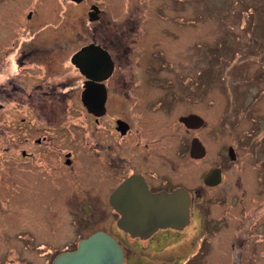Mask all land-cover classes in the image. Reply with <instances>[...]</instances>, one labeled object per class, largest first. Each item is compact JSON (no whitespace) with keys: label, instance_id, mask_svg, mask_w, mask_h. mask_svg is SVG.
Masks as SVG:
<instances>
[{"label":"flooded vegetation","instance_id":"af4514ba","mask_svg":"<svg viewBox=\"0 0 264 264\" xmlns=\"http://www.w3.org/2000/svg\"><path fill=\"white\" fill-rule=\"evenodd\" d=\"M123 2L113 15L107 0H0V264H30L23 248L55 264L97 232L116 240L121 264H128L129 252H160L166 260L165 250L186 245L203 202H217L205 197L224 182V155L217 165L198 167L210 155L206 136L215 133L214 100L207 98L210 113L199 103L212 87L197 77L184 80L175 72L178 63L167 60L166 37L176 33L165 28L159 2ZM252 55L261 63L250 79L238 81L247 83L241 97L229 92L219 119L226 128L234 126L233 115L251 119L252 128L237 137L244 149L264 126L256 112L264 97V49ZM252 163L261 176L264 159ZM216 169L221 183L207 184ZM181 190L189 195L185 226L154 216L130 221L127 232L121 228L123 215L149 214L151 199ZM7 221L15 230H7ZM54 222L57 233H45ZM243 244L235 264H244ZM11 247L16 255L8 258ZM201 248L177 258L179 264H192Z\"/></svg>","mask_w":264,"mask_h":264},{"label":"rangeland","instance_id":"374dc122","mask_svg":"<svg viewBox=\"0 0 264 264\" xmlns=\"http://www.w3.org/2000/svg\"><path fill=\"white\" fill-rule=\"evenodd\" d=\"M123 1L107 0L105 7L111 10V14L118 15L123 8ZM139 2L142 6H146L145 3L154 6L159 2L166 17L165 28L176 33L173 36L168 35L165 42V49L170 57L166 55L167 60L178 63L175 72L181 73L184 80L187 77L188 79L197 77V81L203 82L206 87L208 85L212 87V94L209 97L206 94L199 103L205 112L210 113L212 110L207 107V98L211 97L214 100L215 133L210 138L206 132L204 133L207 140L209 139L210 155L205 162H200L198 167L200 172L219 164V155L222 153L226 161L224 165L226 173L222 185L205 197L209 200L211 196H215L217 200L213 201L217 202H203L201 214L183 239V244L186 245L168 248L163 252L166 257H172V262H165L170 258L164 260L160 252L155 253L157 257L140 253L132 257L129 252L128 264H179L178 259L194 252L199 244H202L201 251L192 264H235L239 261L240 255V252H236L237 247L243 241L244 264H264V168L260 172L262 175L259 176L252 163L264 159L263 122L259 125L261 130L257 132L258 136L248 144V147L251 146L250 149H244L239 145L237 137H241L244 131L252 128L251 119L240 120L242 116L236 118L237 116L233 115L230 119H234L235 124L231 128L224 127L219 120L229 92L234 91L235 95L241 97V91L247 83L245 80L238 81L245 77L250 79L262 61L259 60L260 57L252 54L260 48L264 49V0H139ZM145 8L141 10V15L146 14ZM246 21L249 24L245 23ZM247 59L249 60L246 61ZM243 70H247L248 74L242 73ZM255 90V88L249 90L250 98ZM198 95L200 98V93ZM238 100L241 101L239 98ZM241 106L239 103V108ZM257 106L256 112L264 116V97L259 100ZM228 145H234L236 148L234 161L227 158ZM6 154L8 160L13 156V153ZM8 205L14 208L13 204ZM38 217L41 219L42 216ZM46 228L45 233L50 234L53 233V228L57 233L60 226L54 222L52 231L49 227ZM206 229L207 232H204ZM7 230L15 229L10 228L8 224ZM204 234L206 237L200 243ZM68 235L70 233L60 234L59 240L65 239L64 236ZM233 241H236L235 251L232 250ZM8 249L10 252H6L7 257H14L16 255L14 248ZM23 257L30 258L32 260L30 264H44V259L38 256L36 258L32 250L23 248Z\"/></svg>","mask_w":264,"mask_h":264},{"label":"water","instance_id":"95a60500","mask_svg":"<svg viewBox=\"0 0 264 264\" xmlns=\"http://www.w3.org/2000/svg\"><path fill=\"white\" fill-rule=\"evenodd\" d=\"M88 50L89 48H87ZM74 62L79 63L78 58L75 57ZM232 153L233 149L231 148L229 155L234 160ZM213 177L214 181L207 183L209 182L207 179H212ZM206 183L213 185L220 184L221 170H214L206 178ZM142 208H146V205ZM147 208L149 214L146 215H123V225L121 228L127 232L130 221H136L140 218L151 219L154 216L163 217L167 223L178 228L185 226L189 221V195L185 190L166 194L160 200L151 199ZM156 212L160 213L156 214ZM122 261L123 253L116 240L104 232H97L88 239L83 240L75 251L58 256L55 264H121Z\"/></svg>","mask_w":264,"mask_h":264}]
</instances>
